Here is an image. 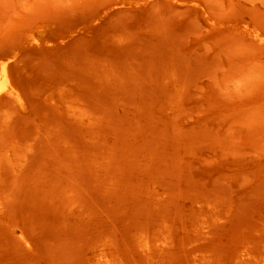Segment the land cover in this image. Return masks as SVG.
<instances>
[{"label":"rangeland","instance_id":"374dc122","mask_svg":"<svg viewBox=\"0 0 264 264\" xmlns=\"http://www.w3.org/2000/svg\"><path fill=\"white\" fill-rule=\"evenodd\" d=\"M0 77V264H264V0H0Z\"/></svg>","mask_w":264,"mask_h":264},{"label":"bare ground","instance_id":"6f19581e","mask_svg":"<svg viewBox=\"0 0 264 264\" xmlns=\"http://www.w3.org/2000/svg\"><path fill=\"white\" fill-rule=\"evenodd\" d=\"M4 70V69H3ZM2 70V71H3ZM4 72V71H3ZM3 72H1L2 74H4ZM2 77V76H1ZM0 77V93L2 92V91H4L5 90V88H6V81H5V79H2Z\"/></svg>","mask_w":264,"mask_h":264}]
</instances>
